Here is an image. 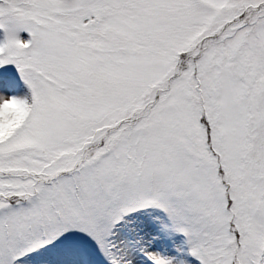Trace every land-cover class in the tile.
Segmentation results:
<instances>
[{
    "label": "snow or ice",
    "instance_id": "obj_1",
    "mask_svg": "<svg viewBox=\"0 0 264 264\" xmlns=\"http://www.w3.org/2000/svg\"><path fill=\"white\" fill-rule=\"evenodd\" d=\"M0 264H264V0H0Z\"/></svg>",
    "mask_w": 264,
    "mask_h": 264
}]
</instances>
